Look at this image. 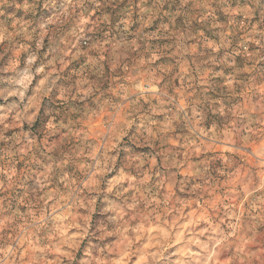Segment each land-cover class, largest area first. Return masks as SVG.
<instances>
[{"label": "clouds", "instance_id": "1", "mask_svg": "<svg viewBox=\"0 0 264 264\" xmlns=\"http://www.w3.org/2000/svg\"><path fill=\"white\" fill-rule=\"evenodd\" d=\"M0 264H264V0H0Z\"/></svg>", "mask_w": 264, "mask_h": 264}]
</instances>
